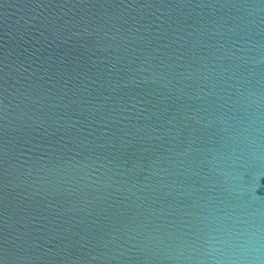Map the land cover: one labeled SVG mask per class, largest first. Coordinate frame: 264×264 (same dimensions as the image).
<instances>
[{"label": "water", "instance_id": "obj_1", "mask_svg": "<svg viewBox=\"0 0 264 264\" xmlns=\"http://www.w3.org/2000/svg\"><path fill=\"white\" fill-rule=\"evenodd\" d=\"M0 264H264V0H0Z\"/></svg>", "mask_w": 264, "mask_h": 264}]
</instances>
